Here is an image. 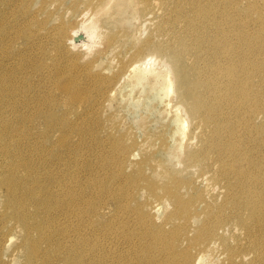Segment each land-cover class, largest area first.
Returning <instances> with one entry per match:
<instances>
[{"label": "bare ground", "instance_id": "bare-ground-1", "mask_svg": "<svg viewBox=\"0 0 264 264\" xmlns=\"http://www.w3.org/2000/svg\"><path fill=\"white\" fill-rule=\"evenodd\" d=\"M80 1L90 5L89 9L95 16L109 14L111 9L119 12L118 16L127 15L124 14L126 10L142 16L160 11L157 19L160 22L153 32H164L167 39L170 36L173 38L170 43L157 42L150 37L138 41V44L142 42L137 56L152 49L160 53L161 57L152 52L145 53L130 64L123 63L119 72L107 75L105 79L121 81L126 76L133 87L139 86L140 90L142 87L143 91L149 84L158 97L167 102L172 113L173 135L177 134L181 140L176 148H167L169 156L178 158L179 163L183 164L182 170L192 178L206 182L204 194L202 191L192 194L191 190L199 188L197 182L192 178L179 177L181 170L168 167L164 173L153 177L165 179L160 185L152 176L145 178L144 188L154 190L161 200H170L176 207V211L170 215L174 219L170 231L172 235H164L169 236L170 240L177 236L189 245L186 247L188 252L176 251V258L182 255L184 264L201 263L213 249L220 248L233 262L238 257L246 260L247 255L252 253L251 264H264V121L256 124V119L264 112V58H258L264 52V30L250 35L242 25L244 21L241 14H238L240 0ZM6 3L14 5L19 13H26L29 2L0 0V156L14 154L25 167L17 178L0 179V183L7 185L9 196H14V202L19 204L17 212L11 214L12 219H17L23 227L27 257L32 259L30 264L42 251L45 258L43 264H55L52 256H48V251L55 247L64 250L60 251L62 264L106 263L98 256L96 226L93 222L85 223L83 227L79 223V238L71 237L68 243L62 241V237H57L61 234L66 236L74 230L66 228L60 222L61 216H56L55 211L65 209L70 204H67V197H61L51 189L48 183L50 178H41L34 163H28L29 156L23 152L32 139V131H29L39 119L45 117L46 111L43 102H40L37 106L38 115L29 119L24 130L21 129L17 111L29 106L30 102L22 90L26 80L18 71L21 65L25 70L29 63L19 61H25L22 56L26 53L21 46L20 36L3 27L11 12ZM246 4L244 13L257 11L258 18L264 22V3L247 0ZM43 7L55 12L61 8V3H58V8L50 9L46 3L37 11H32L41 14L39 10ZM52 16L45 13L48 20ZM98 22L99 18L93 25L95 32ZM238 25L243 27L239 32ZM114 26L116 28L108 33L110 40L107 47H113L117 40L130 33L123 20L117 21ZM49 34L58 40L59 45L65 43L68 47L78 45L80 40L77 42V38L84 35L78 29L69 32L68 24L62 27L52 24ZM256 76L261 80L253 87L250 80ZM59 86L66 93L67 101L82 102L85 99H79L78 91L71 90V86ZM116 90L111 89L110 94ZM239 109H245V112L236 117ZM11 116L14 118L6 119ZM251 123L258 126L256 130L250 129ZM245 144L257 149L254 158L249 157L254 150ZM185 147L190 149L185 151ZM12 160V165L17 168L15 160ZM215 165H218L216 171ZM182 188L187 190L189 197L181 193ZM217 189L218 192H215ZM200 201L203 203L201 211L195 206ZM191 219L199 222L197 227ZM86 225H89L88 229ZM56 231L60 235H55ZM151 231L147 229V234ZM34 233H39V237ZM227 233L238 236L241 245L232 244ZM41 240L45 242V248L41 246ZM79 243L78 247L85 248L87 245L88 249L80 250L77 247ZM192 249L196 252L193 253ZM247 249L250 251L245 252ZM89 250L93 255L86 258ZM176 258L171 262L178 264Z\"/></svg>", "mask_w": 264, "mask_h": 264}, {"label": "rangeland", "instance_id": "rangeland-1", "mask_svg": "<svg viewBox=\"0 0 264 264\" xmlns=\"http://www.w3.org/2000/svg\"><path fill=\"white\" fill-rule=\"evenodd\" d=\"M52 1L28 0L29 10L26 13H19L14 5L6 3L11 12L3 27L20 36L21 46L26 53L22 56L25 61L18 60L23 64L26 61L29 63L25 70L21 65L18 71L26 80L22 90L30 102L29 106L17 111L21 129L24 130L29 119L38 115L37 106L40 102H43L46 111L45 117L39 119L29 131H32V139L23 152L29 156L28 163H34L41 178H50L48 183L51 189L61 197H67V204H70L65 209L55 211L56 216H61L60 222L74 230L67 232L66 236L60 235L58 231L54 233L68 243L71 237L79 238V223L83 227V224L93 222L96 226L98 256L106 261L101 264H150V261L151 264H175L171 260L176 258V251H189L186 241L177 236L170 240L169 236L164 235H172L170 231L174 219L170 215L176 211V207L170 200H161L154 190L144 188L145 178L157 177L168 167L181 170L179 177H193L182 170L183 164L179 163L178 158L169 156L167 148H176L181 141L177 134L173 135L170 106L158 97V93L149 84L144 91L141 87V91L139 86L133 87L126 76L121 81L105 79V76L119 72L123 63L130 64L145 53L152 52L161 57L160 53L152 49L136 55L142 42L138 44L140 40L150 37L157 42L173 41L172 36L167 39L164 32H153L160 22L157 19L161 12L142 16L126 10L124 14L127 15L118 16L119 12L111 9L109 14L100 13L95 16L89 9L90 5L80 0ZM256 1L264 3V0ZM46 3L50 9L58 8V3H61V8L50 12L43 7L39 10L41 14L32 11H37ZM246 3L247 0H240L238 14H241L244 21L242 25L250 35L261 33L264 22L258 18L257 11L244 13ZM45 13L52 14L53 18L46 19ZM98 18V30L95 32L93 25ZM120 20L128 25L130 33L117 40L113 47H107L110 40L108 33L116 28L113 25ZM246 23L251 25L247 26ZM52 24L60 27L68 24L69 32L78 29L84 35L77 38V42L80 40L78 45H59L58 40L49 34ZM242 25H238V32L243 28ZM258 58H264V52ZM260 80L256 76L250 82L255 87ZM110 84L111 87L105 91ZM59 85L71 86V90L78 91L79 99H85L82 102L67 101V95ZM113 88L117 90L110 94ZM244 112L245 109H239L236 117ZM263 116L264 112L260 113L256 124L264 121ZM256 124L251 123L250 129L256 130ZM176 138H179L177 142L174 141ZM10 145L12 150L11 142ZM245 146L254 150L252 153L249 151V157L254 158L257 149L250 144ZM189 149L185 147V151ZM12 159L18 169L12 165ZM19 160L10 153L8 156H0V179L17 178L25 168ZM217 167L215 165V171ZM153 179L159 185L165 180ZM192 179L199 187L191 190L192 194L198 191L204 194L206 182ZM181 193L190 196L185 188L181 189ZM14 201V196H9L7 185L0 183V264H30L32 259L27 257L23 227L17 219H12L11 214L19 208V204ZM195 206L201 211L203 203L196 202ZM245 211L249 212L247 209ZM191 222L195 227L198 226L196 220L191 219ZM88 228L89 225H86ZM147 229L152 230L150 234H147ZM240 232L241 228L238 230L239 235ZM34 235L39 237V233ZM227 236L232 244L241 245L238 236H230L229 233ZM41 246L46 247L42 240ZM78 248L83 251L88 246ZM60 251L64 252L57 247L48 251V256H52L55 264H62ZM192 251L196 252L194 249ZM89 255H93L90 250L86 258ZM247 256L246 260L238 257L233 262L222 249L217 248L207 254L201 263L194 264H251L252 253ZM178 258V264L185 263L182 255ZM44 261L43 251L33 258V264H43ZM195 261L198 262L197 259Z\"/></svg>", "mask_w": 264, "mask_h": 264}]
</instances>
